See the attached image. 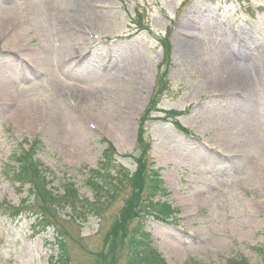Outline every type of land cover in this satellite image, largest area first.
<instances>
[{
    "label": "rangeland",
    "instance_id": "1",
    "mask_svg": "<svg viewBox=\"0 0 264 264\" xmlns=\"http://www.w3.org/2000/svg\"><path fill=\"white\" fill-rule=\"evenodd\" d=\"M79 13L90 19L85 25L74 21ZM62 20L83 69L58 62L66 48ZM0 28V96L9 93L0 100V264H49L59 252L53 226L43 230L26 214L13 220L2 207L30 196V184L13 176L22 149L39 143L36 158L50 187L64 194L74 183L92 201L89 171L101 166L108 143L120 154L112 173L133 172L136 160L122 155L141 154V137L164 181L159 198L175 209L166 221L142 219L167 264L241 257L263 264L264 0H0ZM231 68L252 76L253 94L217 86ZM153 99L155 110L143 117ZM22 103L65 109L83 127L81 142L59 140L55 122L43 116L32 129L10 117ZM75 126L66 121L64 131L79 133ZM243 131L248 162L221 141L235 144ZM131 188L123 185L101 219L60 211L70 264H96ZM118 258L129 264L125 252Z\"/></svg>",
    "mask_w": 264,
    "mask_h": 264
},
{
    "label": "trees",
    "instance_id": "2",
    "mask_svg": "<svg viewBox=\"0 0 264 264\" xmlns=\"http://www.w3.org/2000/svg\"><path fill=\"white\" fill-rule=\"evenodd\" d=\"M156 101L153 99L146 115L154 109ZM173 114H175L173 112ZM145 117V116H144ZM143 152L136 157L137 170L130 173L127 170L111 173L110 165L113 155L116 154L110 144L104 151V161L98 170H92L89 184L95 192V202L81 198L79 190L74 184L65 185L64 194H59L49 187L46 173L40 162L35 158L37 145L30 150H23L17 157L18 168L14 171V179L21 185L30 184L31 198L23 201L21 208H14L13 215L17 216L24 209H30L38 224L46 229L53 226L56 231V240L60 249L57 257L50 260V264H70V256L66 245V230L60 218L61 209L68 207L75 214L87 216L94 214L103 217L104 211L119 195L124 184H131L132 188L124 207L112 227L104 236L103 248L95 254L96 264H118V257L125 252L129 264H166L160 254L152 247L150 233L143 225L144 212L155 216L157 219H166L171 214L170 206L155 201V197L164 192L163 182L159 169L149 165V148L140 138ZM145 184V185H144ZM7 208H12L8 206ZM136 221H138L136 223ZM134 223V225H133ZM136 223V224H135ZM133 225V226H132ZM264 261V249L260 251ZM190 264H197L192 262ZM229 264H248L244 259L232 260Z\"/></svg>",
    "mask_w": 264,
    "mask_h": 264
},
{
    "label": "bare ground",
    "instance_id": "3",
    "mask_svg": "<svg viewBox=\"0 0 264 264\" xmlns=\"http://www.w3.org/2000/svg\"><path fill=\"white\" fill-rule=\"evenodd\" d=\"M12 16H13V13L12 14L8 13V17H9L8 21L12 18ZM79 16H81V18H79ZM85 16H86L85 14L79 13V15L74 16V21L76 23L81 24V25H85L86 22H88L90 20ZM63 21L64 20H62V24L60 25L58 33L59 32L62 33L60 35V37L63 40V42H65L66 48L63 49L65 51L61 54L60 60L58 62L60 63V65L62 64V66L66 70H68V69L72 70L73 68L83 69V62L78 58H72L74 55L71 52L73 50H78L77 49L78 43L75 39L73 40L72 35L69 34L72 31L71 27L68 25L69 23L65 22V21L63 22ZM64 29H66V30H64ZM16 38L18 39L19 37L17 36L13 39L12 43L14 46L18 45ZM35 67H36L35 65L32 67L33 70L37 68V67L36 68ZM33 70L32 71L30 70V72H33ZM229 70L231 72H228L227 74H224L223 76H220L219 80L217 81V86L219 88L220 87L223 88V90L228 89L230 91H235V90L240 91L242 93V96L245 95V97H246V95L253 94V92L251 91L252 87H250L251 84H250V80H249V78L252 76H247V74L244 73L243 70H237L234 68H231ZM129 74H131V72ZM134 74H136V72ZM6 89H8V88H6ZM8 96H9V93L6 95L0 96V100L6 102L5 100L9 99ZM254 97H253V99H254ZM29 106L26 105L25 103L16 105L14 107V109L9 113L10 117H11V113H12V115L15 118L16 117L24 118L27 128L32 129L35 126V123L37 121L36 119L37 118L39 119L41 116H43L42 120H44L46 123L49 120H52L53 123L55 122L56 133H57V136L59 137V140H62V138H64V137H70L73 142H81V139L85 133H84V131H80L83 129V127L80 124L78 118L74 117V115H71V117L68 116L66 114L65 109L61 110V109H55V108H47V109L38 110L35 107H32V106L29 107ZM262 106H264V104ZM6 116H8V114ZM66 121L71 122V124L76 125L75 128H77L79 133L74 134V133L65 132L64 130H65ZM250 123H252V122L248 121L247 123H244V125L249 127ZM245 134H246V132L243 131L242 134L240 135L241 141H238L235 144L231 141L225 140L227 138H224L221 141H223V143H224V144H222V146L225 145L226 148L232 150L234 159H237V160L242 159L245 162H248L250 160V157H249L250 153L248 150V141L249 140L247 139L244 142L243 137L245 139L247 138V135H245ZM256 140L259 143L261 142L260 138L255 139V141Z\"/></svg>",
    "mask_w": 264,
    "mask_h": 264
}]
</instances>
